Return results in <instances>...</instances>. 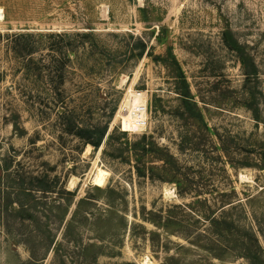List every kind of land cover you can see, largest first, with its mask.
I'll list each match as a JSON object with an SVG mask.
<instances>
[{"label": "rangeland", "instance_id": "374dc122", "mask_svg": "<svg viewBox=\"0 0 264 264\" xmlns=\"http://www.w3.org/2000/svg\"><path fill=\"white\" fill-rule=\"evenodd\" d=\"M146 258L264 264V0H0V264Z\"/></svg>", "mask_w": 264, "mask_h": 264}, {"label": "bare ground", "instance_id": "6f19581e", "mask_svg": "<svg viewBox=\"0 0 264 264\" xmlns=\"http://www.w3.org/2000/svg\"><path fill=\"white\" fill-rule=\"evenodd\" d=\"M130 96V97H129ZM129 99L118 113V117L121 118V124L123 131H136L144 130L147 126V111H146V92H139L133 89L129 91ZM93 149V145L88 144L86 146L85 154H89ZM78 177H73L69 183V187L75 189L79 182ZM142 264H150V259L146 258L142 261Z\"/></svg>", "mask_w": 264, "mask_h": 264}, {"label": "trees", "instance_id": "16d2710c", "mask_svg": "<svg viewBox=\"0 0 264 264\" xmlns=\"http://www.w3.org/2000/svg\"><path fill=\"white\" fill-rule=\"evenodd\" d=\"M181 78L184 80V83H186V81H185L186 78H185V75L184 74L181 75ZM181 95H183L184 99L187 100V98L189 97V91H187V89H186V90H184L181 93ZM104 135H105V132H102L101 136L97 140H93L91 143H93L95 146L101 145V143L103 142Z\"/></svg>", "mask_w": 264, "mask_h": 264}]
</instances>
